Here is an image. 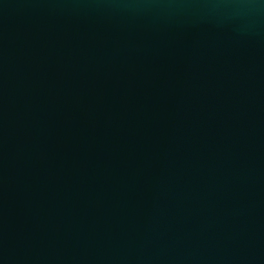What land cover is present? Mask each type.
<instances>
[{
	"label": "water",
	"instance_id": "95a60500",
	"mask_svg": "<svg viewBox=\"0 0 264 264\" xmlns=\"http://www.w3.org/2000/svg\"><path fill=\"white\" fill-rule=\"evenodd\" d=\"M0 264H264V0H0Z\"/></svg>",
	"mask_w": 264,
	"mask_h": 264
}]
</instances>
